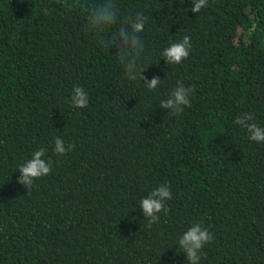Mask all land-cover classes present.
Masks as SVG:
<instances>
[{
    "label": "trees",
    "instance_id": "obj_1",
    "mask_svg": "<svg viewBox=\"0 0 264 264\" xmlns=\"http://www.w3.org/2000/svg\"><path fill=\"white\" fill-rule=\"evenodd\" d=\"M104 2L0 0V264H187L178 239L195 222L214 236L200 264H264V143L235 123L250 113L264 127V0L196 14L192 0H113L107 39L147 17L139 68L155 90L89 29ZM185 35L188 58L167 64ZM178 82L191 107L168 115ZM74 86L87 107L72 105ZM57 137L73 150L55 153ZM40 148L51 172L28 190L18 169ZM162 184L168 212L149 226L140 201Z\"/></svg>",
    "mask_w": 264,
    "mask_h": 264
},
{
    "label": "clouds",
    "instance_id": "obj_2",
    "mask_svg": "<svg viewBox=\"0 0 264 264\" xmlns=\"http://www.w3.org/2000/svg\"><path fill=\"white\" fill-rule=\"evenodd\" d=\"M191 11L199 13L202 8L208 5V0H192ZM66 6H68L66 4ZM47 14V13H45ZM118 10L113 0H105L104 3L96 5L87 16V25L96 35L97 42L105 49H111L114 46L118 49L116 55L119 57L125 76L130 81L140 79L149 90H155L161 79L153 77L150 81L142 75L143 71L139 68V61L144 51V44L141 39V33L147 23V17L137 12L135 16H128L119 28V43L115 39H107L105 31L117 22ZM190 37L185 35L180 42L172 43L165 48L162 56L167 64H180L186 60L190 54ZM194 88L186 87L182 82H178L172 91L170 98L162 101L160 108L168 110V115H177L185 107H191V94ZM72 105L75 108H85L89 104L87 92L80 86H74L71 97ZM253 116L250 113H242L235 123L246 129L249 133V139L257 143H264V127L252 122ZM74 145L65 144L60 137L55 138L54 152L64 155L72 151ZM20 175L18 182L24 185L28 190L34 182L51 172V160L45 159V150L40 148L32 153L31 159L21 165L18 169ZM172 198V193L168 185L162 184L153 190L147 197L142 198L139 207L142 209L144 217L148 220L149 226L157 223L160 219L159 214H167L168 209L165 202ZM214 240L213 234L201 222H195L178 239L180 250L185 254L187 264H200L202 250L205 245Z\"/></svg>",
    "mask_w": 264,
    "mask_h": 264
}]
</instances>
